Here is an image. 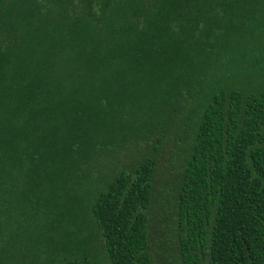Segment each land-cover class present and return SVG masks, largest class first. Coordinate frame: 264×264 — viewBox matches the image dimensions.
<instances>
[{
	"label": "trees",
	"instance_id": "trees-1",
	"mask_svg": "<svg viewBox=\"0 0 264 264\" xmlns=\"http://www.w3.org/2000/svg\"><path fill=\"white\" fill-rule=\"evenodd\" d=\"M169 256L264 264V0H0V264Z\"/></svg>",
	"mask_w": 264,
	"mask_h": 264
},
{
	"label": "rangeland",
	"instance_id": "rangeland-1",
	"mask_svg": "<svg viewBox=\"0 0 264 264\" xmlns=\"http://www.w3.org/2000/svg\"><path fill=\"white\" fill-rule=\"evenodd\" d=\"M169 238V235L167 236V239ZM176 239V237H175ZM164 262H161V264H179V260H174V256H169L167 259H162Z\"/></svg>",
	"mask_w": 264,
	"mask_h": 264
}]
</instances>
